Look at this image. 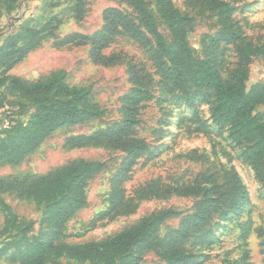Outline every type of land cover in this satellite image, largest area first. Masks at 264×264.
<instances>
[{
    "label": "rangeland",
    "instance_id": "374dc122",
    "mask_svg": "<svg viewBox=\"0 0 264 264\" xmlns=\"http://www.w3.org/2000/svg\"><path fill=\"white\" fill-rule=\"evenodd\" d=\"M227 1L234 6V17L245 27L247 35L264 40V0ZM46 2L50 0H20L17 5L0 10V48L9 37L19 34L28 20L58 18L52 26L54 34L30 50L8 72V77L35 85L48 81L56 73L65 72V81L71 87L90 88L89 102L98 108L100 115L58 129L19 162H0V179L28 180L30 183L81 160L102 163L104 167L88 181L82 206L59 229L55 228L44 202L20 198L11 190L2 194L0 264H19L12 262L11 257H18L29 244H49L50 241L57 249L48 256L46 264H93L90 258L72 256L67 247L106 243L144 218L164 211L171 212L158 231V238L165 239L179 230L185 218L195 215L199 211L198 205L205 200V190L196 196L191 191L180 195L179 191L190 186L209 187L207 179L201 185L202 176H214L222 183L226 172L233 168L247 187L248 197L234 209L229 210L225 205L224 216L214 215L201 231L206 235L202 243L196 242L195 236L191 237L185 249L195 260L188 264H264L262 187L254 171L241 159V149L228 139L227 132L220 134L213 126L212 106L204 97L195 103L197 113L184 100L163 96L156 88L154 97L140 104L139 121L132 129V137L140 139L146 152L124 173L126 177L120 185L123 197L114 203L113 195H119V190L118 185L113 187V179L123 172V164L129 155L105 146L73 149L67 142L79 136L106 132L126 120L124 98L135 88L127 61L144 67L155 81L159 76L148 52L128 37L118 36L103 50L104 55L122 53L126 58L125 63L111 67L96 63L91 42L85 45L79 41L66 42L72 35L91 38L101 32L106 25L104 15L110 9L135 17L133 9L123 0H87L82 15L68 11L71 4L64 0L59 7L45 11ZM174 3L193 18L187 41L194 55L204 58L207 37L216 35L220 29L216 15L192 11L186 6V0H174ZM152 8L156 10L154 5ZM159 28L170 40L168 29L163 25ZM227 49L225 59L232 68L236 62L235 52L232 46ZM256 84H264V62L260 57L251 65L247 81L248 87ZM34 110V104L18 92L9 90L8 83L0 88V139L6 140L14 128L28 124ZM258 111L264 112V106ZM196 116L199 121H195ZM204 123L212 125L211 133L195 132ZM152 182H157L162 190L172 189L161 198L155 195L157 193L145 196L143 191L148 190ZM151 191L154 192V188ZM14 217L17 218L15 228L10 225ZM249 219L252 220L251 231L247 237H242L241 226ZM25 229H28L27 241L16 246L19 240L14 236ZM60 245H65L66 249L59 248ZM137 257L140 259L137 264H169L158 250L138 252Z\"/></svg>",
    "mask_w": 264,
    "mask_h": 264
},
{
    "label": "trees",
    "instance_id": "16d2710c",
    "mask_svg": "<svg viewBox=\"0 0 264 264\" xmlns=\"http://www.w3.org/2000/svg\"><path fill=\"white\" fill-rule=\"evenodd\" d=\"M61 1L46 2L45 11L59 7ZM64 1L71 4L68 11L83 14L87 0ZM123 1L133 9L135 17L110 9L104 15L106 25L101 32L91 38L80 34L72 35L67 37L66 42L79 41L84 45L91 42L92 57L96 63L111 67L125 63L126 58L122 53L104 55L103 50L118 36L128 37L148 52L159 80L155 81L144 67L127 61L135 88L124 98L123 114L126 120L106 132L72 138L68 140L67 146L73 149L105 146L129 155L123 164V172L113 179V187L118 185L119 190V195H113L116 203L123 197L120 185L126 177L124 173L130 170L138 156L146 152L140 139L132 137V129L139 121L137 115L140 104L152 99L157 89L163 96H175L184 100L197 113L195 103L200 97H204L212 106L213 126L217 127L220 134L227 132L228 139L236 148L241 149V159L254 171L264 194V112L258 111L259 107L264 106V84L251 87L247 85L254 60L260 57L264 62V40H255L247 35L245 27L234 17L235 8L231 2L186 0V6L192 11L216 15L220 28L216 35L207 37L204 58H198L187 41V34L194 20L177 8L174 0ZM19 2L20 0H0V10ZM152 5L155 6V11ZM57 19L53 16L48 20H28L22 25V31L9 37L0 48V88L8 83L9 90L18 92L35 106L28 124L14 128L6 140L0 139V162H19L58 129L83 123L100 115L98 108L89 102L90 88L71 87L65 81V72L56 73L48 81L35 85H27L19 79L8 77V72L30 50L54 34L52 26ZM160 25L168 29L170 40L160 32ZM229 46L233 47L236 57L232 68L225 59ZM195 121H199L197 116ZM211 126L200 124L195 132L210 134ZM103 167L102 163L81 160L30 183L28 180L0 179V198L11 190V193L20 198L44 202L50 219L54 221L55 228L59 229L82 206L86 199L85 188L88 181ZM226 175L222 183H218L214 176H202L204 180L201 185L207 179L209 187L190 186L187 190L179 191L180 195L191 191L196 196L205 190V200L198 205L199 211L195 215L185 218L179 230L165 239L158 238V231L171 213L166 211L144 218L106 243H90L67 249L71 250L74 257L92 259L93 264H137L140 262L138 252L148 250H158L169 264L191 263L195 258L187 254L185 249V244L191 237L195 236V241L202 243L206 235L201 234V231L209 220L217 214L224 216L222 209L225 205L229 210L234 209L248 197L247 187L237 171L233 168ZM152 188L154 192L151 191ZM169 189L172 188L162 190L157 182H152L148 190L143 192L145 196L157 193L155 195L161 198ZM13 219L10 225L15 228L17 218ZM251 227V219L242 224V237L249 235ZM27 231L25 229L14 236V239L19 240L15 243L16 246L27 241ZM61 246L59 248H65V245ZM56 249L57 246L51 241L49 244H29L18 257H11V261L19 264H46L48 256Z\"/></svg>",
    "mask_w": 264,
    "mask_h": 264
}]
</instances>
